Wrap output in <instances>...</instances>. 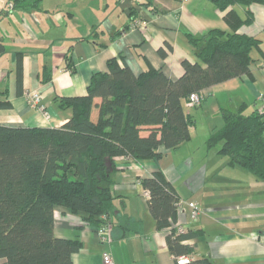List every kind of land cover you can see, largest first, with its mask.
Segmentation results:
<instances>
[{
    "label": "crops",
    "instance_id": "0c3cea01",
    "mask_svg": "<svg viewBox=\"0 0 264 264\" xmlns=\"http://www.w3.org/2000/svg\"><path fill=\"white\" fill-rule=\"evenodd\" d=\"M9 1L0 0V98L11 104L0 109V124L8 126H63L73 110L60 108L57 98L86 95L94 73L108 71L113 57L137 75L151 63L178 78L184 59L197 60L189 34L232 30L227 11L212 0H41L37 6L27 0L13 9ZM251 9L254 21L238 31L260 39V48L252 50L255 61L248 72L204 88L201 104L186 101L185 110L195 119L190 140L177 149L160 147L163 156L156 160L115 158L111 241L101 242L97 228L80 214L55 208L54 234L82 243L72 254L74 264H107L106 252L113 264H175L167 241L171 227H158L141 185V179L158 169L185 200L177 229L183 225L187 232L198 233L184 241L193 247L187 254L191 260L264 264V179L232 165L219 146L208 144L210 135L224 125L222 108L246 104V112L264 113V3ZM238 10L244 16L246 7ZM168 44L172 49L163 58L158 50ZM30 92L40 93V104L51 118L29 104ZM199 120L204 121L201 132ZM189 202L202 209L196 219Z\"/></svg>",
    "mask_w": 264,
    "mask_h": 264
},
{
    "label": "trees",
    "instance_id": "16d2710c",
    "mask_svg": "<svg viewBox=\"0 0 264 264\" xmlns=\"http://www.w3.org/2000/svg\"><path fill=\"white\" fill-rule=\"evenodd\" d=\"M23 1L13 0L15 5ZM40 1L31 3L37 6ZM212 1L227 11L232 30L189 34L197 60L184 59L178 78L151 63L137 75L113 57L108 71L94 73L86 95L57 98L60 108L73 110L63 126L0 124V264H74L72 254L82 243L54 234L55 208L80 214L96 228L107 224L115 209V158L156 160L163 156L160 147L177 149L190 140L195 124L185 110L189 96L249 71L255 61L252 50L260 48L261 41L238 30L254 21L251 6L264 0ZM238 6L246 7L244 16ZM167 49L159 48L161 57L172 46ZM10 106L0 98V109ZM246 108H222L224 125L210 135L208 144L219 146L232 165L264 179V113H248ZM141 185L149 191V209L158 227H171L167 241L174 257L192 253L184 241L198 233L177 231L181 208L175 186L160 169L141 179ZM183 264L214 262L206 257Z\"/></svg>",
    "mask_w": 264,
    "mask_h": 264
},
{
    "label": "built area",
    "instance_id": "2783aa9c",
    "mask_svg": "<svg viewBox=\"0 0 264 264\" xmlns=\"http://www.w3.org/2000/svg\"><path fill=\"white\" fill-rule=\"evenodd\" d=\"M8 7L10 9H13L15 7L13 0L9 1ZM142 25H144V24H142ZM27 97H28V102L30 105H32L34 107H38L41 111L44 112V114L46 115L47 118H51V114L47 110V108L44 105L40 104L41 95L39 92H30L27 95ZM203 98H204V93L202 91L201 92H194L189 96L188 102L191 105H199V104H201ZM143 195L148 198L149 197V191L144 189ZM184 204H185L184 199H180L178 201V205L180 208H183ZM187 204L192 208V213H191L192 219H196L198 217V215L201 213L202 209L199 207L197 202H189ZM109 227H110V225L108 222L107 224L97 228V235H98V238L101 242L108 243L111 241L110 236H109V229H110ZM177 230H178V233H184L187 231L186 227L183 225H179ZM103 258L107 264H113L114 263L113 258L109 252L104 253ZM190 260H191V258L188 255H181L178 257H174V263L175 264L176 263L177 264L187 263Z\"/></svg>",
    "mask_w": 264,
    "mask_h": 264
},
{
    "label": "rangeland",
    "instance_id": "374dc122",
    "mask_svg": "<svg viewBox=\"0 0 264 264\" xmlns=\"http://www.w3.org/2000/svg\"><path fill=\"white\" fill-rule=\"evenodd\" d=\"M94 117H95V115H94ZM197 126H199V132H201L202 130H203V126H204V121H202V120H199V122L197 123ZM202 134V133H201ZM198 145H200L201 146V144L199 143V141L198 140H196L195 141Z\"/></svg>",
    "mask_w": 264,
    "mask_h": 264
}]
</instances>
